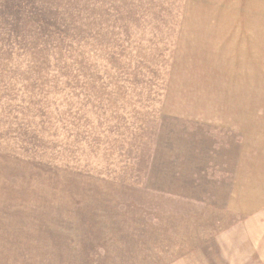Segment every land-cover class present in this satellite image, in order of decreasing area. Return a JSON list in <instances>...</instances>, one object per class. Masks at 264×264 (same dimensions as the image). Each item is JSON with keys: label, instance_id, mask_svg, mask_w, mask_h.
Segmentation results:
<instances>
[{"label": "rangeland", "instance_id": "rangeland-1", "mask_svg": "<svg viewBox=\"0 0 264 264\" xmlns=\"http://www.w3.org/2000/svg\"><path fill=\"white\" fill-rule=\"evenodd\" d=\"M263 181L264 0H0V264H264Z\"/></svg>", "mask_w": 264, "mask_h": 264}, {"label": "crops", "instance_id": "crops-1", "mask_svg": "<svg viewBox=\"0 0 264 264\" xmlns=\"http://www.w3.org/2000/svg\"><path fill=\"white\" fill-rule=\"evenodd\" d=\"M262 192V199H249L245 196L243 189H241V194L239 195L240 203L236 204L235 209H240L239 211L247 213L246 219L239 222L241 224V232L246 233L245 242L247 246L256 252L258 251L264 261V181ZM231 206H235V203Z\"/></svg>", "mask_w": 264, "mask_h": 264}]
</instances>
